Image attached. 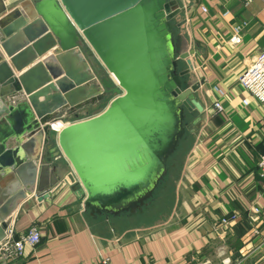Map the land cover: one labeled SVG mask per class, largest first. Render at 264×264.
<instances>
[{
  "label": "water",
  "instance_id": "95a60500",
  "mask_svg": "<svg viewBox=\"0 0 264 264\" xmlns=\"http://www.w3.org/2000/svg\"><path fill=\"white\" fill-rule=\"evenodd\" d=\"M178 11L175 0H0V98L25 95L0 101V239L26 194L48 196L59 157L89 214L148 204L202 111L198 83L186 80L192 49H179L170 22ZM81 41L115 84L91 69ZM108 92L99 112L51 132L58 114L76 115Z\"/></svg>",
  "mask_w": 264,
  "mask_h": 264
},
{
  "label": "crops",
  "instance_id": "0c3cea01",
  "mask_svg": "<svg viewBox=\"0 0 264 264\" xmlns=\"http://www.w3.org/2000/svg\"><path fill=\"white\" fill-rule=\"evenodd\" d=\"M175 7L179 11L170 22L179 49H192L186 80L198 83L194 94L202 111L197 128L187 132L190 148L182 167L163 181L157 195L162 201L171 189L169 206L152 218L140 210L91 215L73 188L74 173L59 157L51 162L58 180L48 196L37 200L26 194L7 220L15 236L32 224L40 232L33 248L7 264H87L98 254L108 255L111 264H215L222 249H234L236 240L241 251L264 252V216L257 223L258 235L246 239L249 209L264 207V178L256 169L264 153V101L236 83L264 48V0H175ZM243 21L241 43L230 44L231 26ZM213 86L222 89V97ZM216 99L222 106L219 112L212 108ZM231 213L238 218L219 227L218 219ZM221 259V264L228 262V256Z\"/></svg>",
  "mask_w": 264,
  "mask_h": 264
},
{
  "label": "built area",
  "instance_id": "2783aa9c",
  "mask_svg": "<svg viewBox=\"0 0 264 264\" xmlns=\"http://www.w3.org/2000/svg\"><path fill=\"white\" fill-rule=\"evenodd\" d=\"M244 4L249 3L251 0H241ZM201 10L204 11L205 8L201 6ZM223 12V14H225ZM246 25V22L235 23L231 26L230 34L227 41L232 45H238L241 43L242 29ZM2 34L0 32V39ZM85 43L84 41H81ZM86 44V43H85ZM113 82V81H112ZM237 86L246 91L250 96L255 98L259 102L264 101V48L257 52V54L252 58L251 62L245 67L242 73L237 77ZM115 84V83H114ZM213 90L217 97H222L224 92L221 88L213 86ZM25 95L22 91H16L4 95L0 98L1 102H6L7 104H16L17 102L23 100ZM243 105L247 104L245 98L241 99ZM212 108L214 111L219 112L222 110L221 102L216 99L212 102ZM59 121H62L59 117ZM76 121V120H73ZM71 121V122H73ZM70 123V122H68ZM52 127V126H51ZM53 132L55 131L54 128ZM257 173L261 178H264V153H262L256 161ZM261 216H264V207L258 205H253L249 209L248 221L250 226L249 235L246 239L251 236L258 235L259 231L257 228V223L261 220ZM238 218L237 214H226L218 219L219 227H226L232 221ZM40 238V232L36 225L32 224L26 228V230L17 236L14 235L11 228L7 227L4 231L3 237L0 239V264H7L9 262L18 260L24 255L26 248H33ZM87 264H111V260L108 255L98 254L97 257L88 262ZM131 264V263H123ZM199 264H204L200 262Z\"/></svg>",
  "mask_w": 264,
  "mask_h": 264
},
{
  "label": "rangeland",
  "instance_id": "374dc122",
  "mask_svg": "<svg viewBox=\"0 0 264 264\" xmlns=\"http://www.w3.org/2000/svg\"><path fill=\"white\" fill-rule=\"evenodd\" d=\"M78 46H79L78 47L79 50L83 52L84 57L89 62L91 69L93 71H95V73H97L100 76H106V75L109 76L110 79L113 81V83H115L114 79L111 77V75L109 73H107V71L100 64V62L97 60V58L94 55L90 54V49L87 47V45L83 42H79ZM178 65H179V68H182L183 60L179 59ZM113 95H114L113 93L108 92L105 95L104 101L88 104L82 108L77 109L76 110V114H77L76 116H74L73 114L67 115L66 117L62 118L61 120L68 123V122H71L73 120L84 118L86 116L95 114V113L99 112L107 104V101ZM58 116H60V114H58ZM51 132H53V131H51ZM189 134L188 133L185 134V136L180 141V144L177 147V149L175 150V152L169 157V159L167 161V173H166L164 180L168 176L173 175L177 170H179L182 167V165L185 161V158L188 154L189 148H190V146H189L190 135ZM163 181L154 190L152 197L148 200V204L146 206H144L143 209L142 208L140 209L139 212L141 214H144L145 216H149L151 218L153 216H160L161 212H163V210L169 206V204L171 202V189H170V191H168L169 190V188H168L166 194L163 196L162 201H160V198L157 196L160 194V192L163 188ZM233 245H235V246H233ZM233 245L232 246L234 247V249H232L230 251L226 252L222 249L223 253L222 254L220 253L219 255H217L219 261L217 260L218 262L215 264L220 263L221 258H222L221 260H225V258H227V256H228V262L224 263V264H264V252H263V250L242 249V251H241V250H239V248H241L240 242L237 245V240H236V242H233Z\"/></svg>",
  "mask_w": 264,
  "mask_h": 264
},
{
  "label": "bare ground",
  "instance_id": "6f19581e",
  "mask_svg": "<svg viewBox=\"0 0 264 264\" xmlns=\"http://www.w3.org/2000/svg\"><path fill=\"white\" fill-rule=\"evenodd\" d=\"M112 77V76H111ZM113 78V77H112ZM114 79V78H113ZM115 81V80H114ZM116 83V82H115ZM0 104H2V103H0ZM63 125V122H60L59 120H57V123H55V124H52V128H54L55 130H58V128L60 127V126H62Z\"/></svg>",
  "mask_w": 264,
  "mask_h": 264
},
{
  "label": "flooded vegetation",
  "instance_id": "af4514ba",
  "mask_svg": "<svg viewBox=\"0 0 264 264\" xmlns=\"http://www.w3.org/2000/svg\"><path fill=\"white\" fill-rule=\"evenodd\" d=\"M195 114H196V113H194V114H190V113H188L187 116H192V117H193V115H195ZM192 117H191V118H192ZM186 121H189V120L187 119V117H186Z\"/></svg>",
  "mask_w": 264,
  "mask_h": 264
}]
</instances>
